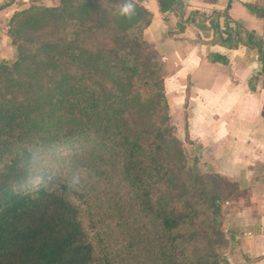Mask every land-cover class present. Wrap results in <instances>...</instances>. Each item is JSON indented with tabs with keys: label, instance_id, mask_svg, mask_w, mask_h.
<instances>
[{
	"label": "trees",
	"instance_id": "16d2710c",
	"mask_svg": "<svg viewBox=\"0 0 264 264\" xmlns=\"http://www.w3.org/2000/svg\"><path fill=\"white\" fill-rule=\"evenodd\" d=\"M156 1L161 13L182 8ZM122 2L34 4L8 22L16 59L0 63V264H231L220 205L236 183L213 172L224 185L211 194L200 159L186 160L160 65L143 77L139 56L116 47L152 46L143 30L153 15L132 0L136 15L123 18ZM91 22L114 46L78 43ZM50 27L54 41L21 44Z\"/></svg>",
	"mask_w": 264,
	"mask_h": 264
},
{
	"label": "crops",
	"instance_id": "0c3cea01",
	"mask_svg": "<svg viewBox=\"0 0 264 264\" xmlns=\"http://www.w3.org/2000/svg\"><path fill=\"white\" fill-rule=\"evenodd\" d=\"M142 1L153 15L143 36L162 59L179 139L197 145L205 168L236 183L222 209L224 254L231 264H264V0H177L182 10L167 13ZM58 2L0 0V63L16 57L11 16Z\"/></svg>",
	"mask_w": 264,
	"mask_h": 264
},
{
	"label": "rangeland",
	"instance_id": "374dc122",
	"mask_svg": "<svg viewBox=\"0 0 264 264\" xmlns=\"http://www.w3.org/2000/svg\"><path fill=\"white\" fill-rule=\"evenodd\" d=\"M56 4H52L51 5H44V4H36V5H42V6H54L57 5ZM34 5V4H31ZM94 22H91L90 26H87L88 29L84 34H80L77 37V41L79 44H81L82 46H86L88 48H96V49H101L104 46H114L112 45L111 41H110V37H109V28L107 26H103L101 24V26L99 27H95L94 26ZM8 26V25H7ZM8 29V28H7ZM57 29L55 28H48L46 30L40 31L38 34H31V36L29 37V41H24L21 44L27 48L33 49L35 47H37L38 45H40V43L42 41H54L57 37ZM148 41V40H147ZM149 42V41H148ZM121 46V47H120ZM120 46L116 45L117 48H123L126 51H132L133 53L137 54L139 56V58L142 60L143 64H144V74L142 75L143 77H151L154 76L156 73L153 71L155 70L156 66L160 67V71L157 74H160L164 77V67H163V62L161 57L159 56L158 52L154 50V46L152 44V46L148 47L147 45L139 42H128L126 44H120ZM125 47V48H124ZM153 47V48H152ZM16 49V48H15ZM16 59V57H15ZM14 61V60H13ZM172 106L174 105V102L172 101ZM173 112L175 111V108L173 106ZM176 115V114H175ZM175 115L174 118H175ZM125 123L127 125H131L132 127H135L136 124L138 123V118L135 117L134 115H127L125 118ZM176 137L179 139V136L176 132ZM180 140V139H179ZM181 141V140H180ZM182 142V146L184 149V152L186 154V160L189 161L190 163H192L194 161L195 158L199 159V149L197 147V145H191L189 142L187 141H181ZM198 168L200 169V171L205 175V186L208 190L209 193L213 194L214 191L217 189L216 187H218V189L221 190V187L223 188V182H221V180H217L215 179V177L213 176V171L208 170L207 168H205V166L203 165V163L201 161H199V165ZM176 184L174 185L173 188V197L174 198H180L181 196L185 195L187 193L186 190V185L183 182V179L181 178L179 181L175 182ZM221 184V186H220ZM226 200H230L234 197V193H229L227 191L226 193ZM187 195V194H186ZM227 205H220V207L223 209V207H225ZM223 212L225 210H222ZM225 215V214H223ZM224 218V217H223ZM226 226L224 224V222L222 223L221 226V235H220V245L223 247V253H225L226 251V246H227V238H226ZM199 245V242H196L195 246L197 247ZM194 246V247H195ZM202 251V249H201ZM204 251H202L203 253Z\"/></svg>",
	"mask_w": 264,
	"mask_h": 264
},
{
	"label": "clouds",
	"instance_id": "9594fccd",
	"mask_svg": "<svg viewBox=\"0 0 264 264\" xmlns=\"http://www.w3.org/2000/svg\"><path fill=\"white\" fill-rule=\"evenodd\" d=\"M119 14L128 20H131L136 15V6L132 0H123L119 6ZM73 182L79 183V177H74Z\"/></svg>",
	"mask_w": 264,
	"mask_h": 264
},
{
	"label": "built area",
	"instance_id": "2783aa9c",
	"mask_svg": "<svg viewBox=\"0 0 264 264\" xmlns=\"http://www.w3.org/2000/svg\"><path fill=\"white\" fill-rule=\"evenodd\" d=\"M225 204H228V202H226Z\"/></svg>",
	"mask_w": 264,
	"mask_h": 264
}]
</instances>
